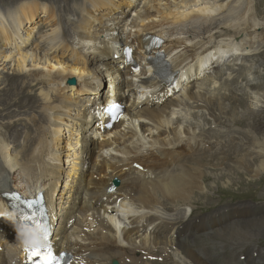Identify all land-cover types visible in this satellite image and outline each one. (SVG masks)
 <instances>
[{"label":"bare ground","instance_id":"1","mask_svg":"<svg viewBox=\"0 0 264 264\" xmlns=\"http://www.w3.org/2000/svg\"><path fill=\"white\" fill-rule=\"evenodd\" d=\"M85 1L87 3L85 11L101 5V0ZM117 1L125 3L128 0ZM141 1H143L142 7L135 13V18L132 19L128 25L129 32L131 33V35H135L137 32H148L150 34L162 36L163 28H165L164 32L172 34V37L169 41L171 44L175 45V47L177 48V52L181 54V56L178 58V61L172 65L171 68L173 70L190 61L194 62L195 66L198 63L200 64V69L198 70V73L200 74L202 72L203 63L205 62L208 64L210 63V60L213 59L210 56L200 58V54L209 52L210 50H212V48H215L218 54L216 65L223 64L219 61L222 58L219 56L221 52L224 53L225 50H227V53H231L229 55L231 57L233 54L236 55L237 53H240L241 50L244 49V44L252 45L255 40L258 41V39L261 40L264 38V21L253 16L252 12L254 11L253 8L255 9V5L251 0L243 1L246 7V11L241 16H239L237 23H232L230 19L235 13L234 11L239 12L240 9H242L241 4H239L241 3L240 0H234L229 3H226V1L222 3L221 0H140V2ZM18 3L19 4L16 7L18 8V10L14 13L13 16H6L5 14H3V18H0L1 48H6V46L10 47L12 41H14L15 43L16 41H19L21 42V44L25 43L23 48H26V42L24 41H28L26 37L31 34V31L30 29H25L23 22L26 21L28 22V24H30V22L35 17V12L32 11L34 10L32 8L30 10L27 2ZM109 3L110 2H108V4ZM66 6L67 5H65V9L67 8ZM127 6L129 8L131 7L130 4H127ZM82 9H84V7ZM1 14L2 13L0 12V15ZM121 15H112L116 23H120V20L122 19ZM82 16H84V14ZM72 24L73 23H70V26ZM75 25L77 24L75 23ZM79 25L80 24L78 23L77 29L71 30V34H69L68 32L65 33L63 30V35L61 37L63 41L61 40V42H58V39H60V35L56 33V30L52 29L54 34L52 32L51 35L49 34V36H46L45 40L43 39V42L51 45L52 48H55V46L66 48V44H68L69 47H67V49L69 48V50H73L75 47H72L68 37L77 40V43H75L76 46L83 44L84 39H87L91 36V40L93 41L94 35H92V33H88L84 26L83 30H78ZM81 25L83 24L81 23ZM105 25L106 24H103L99 29L105 28ZM117 29L118 26H116L113 31H117ZM22 32L24 34H22ZM107 32H110V30H107ZM120 43H123V41H120ZM20 48H22L21 45L19 46V49ZM81 50L83 49L81 48ZM21 52L18 54V59L12 61L13 59H10V50L8 49L7 51H5V49H0V77L3 73H6L8 75L9 72L7 71L11 70V77H5L4 80H2L3 83L0 84L3 85L6 83V90L4 91L6 92L5 97L0 100V129H2L4 123V120L1 119V117L3 118L7 116L8 119H13L16 116H21L23 117V119L20 117L21 120H24L31 125L30 130L32 131L34 136L26 140L24 147L22 146L23 148L21 152H15V156L8 154L7 151L9 148V143H7L4 140L3 136H1L0 164L6 165L10 168V170H14L16 176L23 175L30 179H36V176L39 175L38 179H36L37 181L40 180L39 183L33 184V186L39 187L40 185H45L44 182H47L46 184L50 185L54 184V179H57L58 181L61 175L64 174V170L59 166L60 163L62 165L66 161H69L68 163L70 165L68 169L66 168L68 172L65 174L66 180L64 181V184L62 186H59L58 182H56L54 190L60 189V191H58L57 193V204H60V206H58L57 208L59 209V213L57 215L58 218L60 220H63V217L66 215L67 219H69L72 215L77 217L78 225L72 234V242L70 248L72 254L75 257V260L79 261L80 259H85L87 264H109L112 260H117L120 264H125L123 260L129 258L132 264H143L144 261L142 262V260L145 258H143L142 256L141 259L142 252H146V256L148 257L151 256L152 252L154 251L153 249L157 248L158 245H175L177 249L181 250V253L184 255V259H186L191 264H208L207 260L201 258L200 254L197 252L199 249L195 250L197 249V247L193 248L190 246V243L192 241L190 243L188 242L189 245L184 246L180 242L181 240L179 241L178 236V234H182L183 231L187 232L186 229H188L189 227L190 230L192 228H198L201 231H204L203 233L204 235H206L205 232L207 231V228L203 227L204 225L202 222L204 221L202 220L204 219V217L198 218V222L196 224V221H191L192 219L189 220L190 217L188 219L170 218L171 216L167 212L175 204H184L188 206L192 201V194L190 193L194 191V188L199 193L203 192V188L201 189L200 185V180L204 178L203 170H201L203 165L200 164L201 160L199 161L198 158H192L190 156H193L194 153L199 151H202V153H206L204 152L205 150L203 151V149L200 147L199 142L204 141L205 146V144L207 143L205 142V140L210 139V137H204L203 135L198 134L196 135L193 129H190L189 127L183 125L184 119L180 118L182 116L179 117L178 115L181 107L186 109L188 108L190 110L196 109L198 111L202 108V103H205L211 109L213 108V110L215 106L218 108V110H225L222 108V106H220L222 104L225 105V103L223 102L221 104L220 102H222V98H224L226 95H224V97L222 96L221 98L220 95L222 94L218 93L217 95L218 97H220L214 98L211 97V95L209 96L207 93V90L210 93L211 85L215 84L213 82L215 79L214 76H217L219 73H217V75L214 73V76H210V79L208 81L202 80L201 83L193 84L189 87L182 86V91L176 96V98L167 100L161 106L147 108L140 105L139 107L135 108L134 111H130L129 109H127L128 107H126L127 110L125 112V115L128 117V122H119L118 124H115L112 130L105 133L106 137L110 136L111 138H103L101 141H97L92 145L91 141L89 142L86 137L78 138L79 136L71 134L72 132H76L77 134H79L80 132L85 131L86 128H83L85 127V124H83V127L81 128L78 125H72L73 128L75 127V130L69 132L70 136L75 140L80 139L81 141H72L71 143V141L69 140V143L71 144L67 146V150L69 151L68 153L75 151L78 156L71 155V159H62L57 150L59 145L56 135L58 132H60V128L58 127L59 123H62L64 117H66L67 115L65 113L66 110L60 108L58 105H53L52 107L46 105V107H44L45 104L49 103L47 102V95H44L43 97L40 96L43 99L39 101L47 102L42 106L43 111L47 113V115H45L44 119L42 120L43 116L37 115V105H34L27 99H24V96L27 95L24 90L27 86L31 85L34 80L36 81L39 78H44V76L40 75V73H33L30 71L26 73L24 70L27 67L26 62L28 61L30 62V68L36 67L41 62L42 65L44 64L47 67V70L49 72L53 70L54 66L62 68L63 64L55 61L53 65L52 58H54V56L52 58L50 57L51 59H47L46 55L40 57L36 55V53L29 54L28 51L23 53ZM243 52L244 51L242 50V53ZM49 53L51 52H48L47 54ZM50 55H52V53ZM73 57L75 56L73 55ZM110 60L111 57L109 56L103 62L95 64L92 68L82 69L83 72H86L87 76L86 78L79 77L83 85L95 83V90L90 93L93 98L87 97V100H91L94 98L100 99L101 95L96 90V84H98V81L101 80H105L112 85L114 93L119 96V100H122L124 91L128 90L122 84V71L120 70V67L117 66L116 61ZM6 68L7 70L5 72L4 70ZM191 70H194V66L191 67ZM65 71L66 68H64V70L61 69L58 74H62ZM77 71V68L69 69L68 73L72 75L76 74ZM254 73L256 74V72ZM46 77H51L53 81H57L60 84H64L69 80H72L71 77H66L65 79H60L59 76L48 75ZM118 77H120V80L117 82L116 80L119 79ZM219 80H222V77H220ZM224 82L225 81L221 82L220 84L224 85ZM111 85H109V89L111 88ZM152 85L155 88L161 87L162 90L163 88H165V85H162L160 82H153ZM249 85L250 84H247V87H249V89L252 91L258 92L260 90L259 83H252V86ZM230 91L231 90H229V92ZM136 95L137 93L135 94V96ZM233 95L235 94L233 93ZM138 97L139 95L137 96V98ZM228 99L231 104L232 102L235 103L236 101L238 103L243 102L241 98L234 99L233 97H229ZM133 102L134 103L131 105L135 106L136 101ZM65 104H67V110H70V107L68 105H72L75 109L80 107L81 109L77 110L81 112L83 111V108L87 107L85 106L86 103L83 102L82 99L77 100L74 98H70V100L68 102L66 101ZM193 104L195 105V107ZM238 105L239 104H237V106ZM224 108H226V106ZM228 110H230V114L232 117L236 115V118L232 120L234 124H243V121H241V119H238L240 117H237L238 114L233 111V108H228ZM227 112L228 111H226V113ZM257 112L258 111H255V109H251L250 107H248L245 113H248V115H251L252 117H257ZM33 113H35V115ZM217 117H214V122H217ZM262 119L264 120V118ZM13 120H15V118ZM253 120L255 121V119ZM12 123H9L7 127L12 125ZM255 124L253 125V130L256 131V129L259 128L260 124ZM236 128L238 129V127ZM97 131H99V129H97ZM231 132V134H233V130ZM240 133L242 132L240 131ZM10 134H12V132ZM250 134L251 133H249V135ZM227 135H225V137L221 134L220 136L215 134V137L217 136L221 138V141L222 139L229 138L231 140L230 145H234V140L231 138V136L229 137ZM202 136L204 137L203 139ZM241 136H244V134H241ZM252 137L248 138L245 143L248 146L244 147V144L243 146H241L243 148L240 149V153H243L244 156L246 153L247 158L248 156L254 159L257 158V161L252 166H249V164L251 163L247 164L246 166L244 162H240L243 168L240 164V166H238L241 167V169H244L246 172L248 170L251 171L252 174L249 175L250 179L264 174V145L261 143L258 144V141ZM221 141H219L217 145H219L221 151L223 150L222 152H224V148L228 149V145H226L225 143L222 144ZM191 142L193 143L192 145H190ZM249 146L255 148L253 149V151L255 150V152H247L249 150H247ZM94 150H97V155L93 159L91 155L94 153ZM208 150L210 151V149ZM109 151L114 152L115 155H111L108 153V155L103 154V152ZM232 151L235 153L237 152V149H234ZM227 152L230 151L228 150ZM211 153L213 154L215 152ZM198 154L199 153H197V155ZM253 154L255 156H253ZM208 155L207 157H209ZM86 157L88 162L91 161L92 164L87 167L86 170H83L84 166L87 165L84 162L81 163L80 161L85 159ZM235 157L236 156H234V158ZM56 162H59V165H57ZM133 163L140 164L143 167L141 169L142 171L135 168L125 170ZM223 163H221V165H223ZM115 176H117L120 181V187L116 188L121 193L119 197H123V201L119 203L120 206L118 207V212L120 213V215L117 214L116 208L113 209V207L111 206V199L114 197V195L106 193V188L108 187L109 182ZM78 179H84L85 181L84 189L82 191L75 188V186H77ZM198 196L199 195H197V198ZM103 197H107L106 202H102ZM75 199H80L82 202L81 204H79V209H76L78 204L73 201ZM109 209L111 210L108 213ZM121 212H124L125 214H122ZM191 213L193 214L194 211ZM116 214L118 221L115 218L110 217V215ZM103 216L107 217L106 219L110 223V225H108V223L105 221V217ZM123 216L124 218H127L129 220L130 226L128 228H122L119 230L118 225L121 224ZM219 219L221 218L219 217L218 220H212L213 226H216V224L220 223ZM177 221H181V224H176ZM122 222L125 224L124 219ZM142 222H145V225H143ZM94 224H96V226H93ZM151 225H154V227L151 228ZM180 225H182V231L178 229ZM263 225L264 218L257 222H233L232 224H229V226L219 230H215L210 235H207L210 238L212 246L218 244L219 246L228 247V244H226L225 242L229 238L228 236H224L232 235L235 232H241L240 229L242 227H245L244 229L248 230L251 237L254 235H258L257 232L261 231L260 228ZM98 228L106 229V233L102 234L100 231L96 232V229ZM83 229L88 230V232L84 231ZM114 229H116L117 232H122L121 239L120 237H118V233L115 232ZM200 233L201 232H199V234ZM218 236L223 238L216 239V237ZM92 237L93 241H91ZM224 240L225 242H223ZM94 244L98 246L96 248L90 247ZM7 247L8 245L4 244L3 250L0 252V264H11V262L14 261L13 255L7 249ZM163 262L165 263L166 261Z\"/></svg>","mask_w":264,"mask_h":264},{"label":"rangeland","instance_id":"2","mask_svg":"<svg viewBox=\"0 0 264 264\" xmlns=\"http://www.w3.org/2000/svg\"><path fill=\"white\" fill-rule=\"evenodd\" d=\"M114 1H117V0H101V5L97 6V7H99L98 10L105 8V4H108V2L113 3ZM135 1H137L138 3H136L134 6H131L130 7L131 12L128 13L126 11V9L129 8L127 6V4H130V2L134 3ZM225 1H226V3H229V2H232L234 0H230V1L229 0L228 1L222 0V3ZM243 1L244 0H240L241 3H239V4H242ZM251 1L255 5V9H256L255 10L253 8V10H254L253 15H255V13H256L255 17H257V18L259 17L258 19H261L264 21V19H263L264 18V0H251ZM18 2H27L28 3L27 5L30 8V10L32 8V9H34L32 11L35 12V15H34L35 17L30 22V24H28V22H26V21L23 22L25 29H30V31H31V34L28 37H26L28 41H26V40L24 41V42H26V48L25 49L23 48L25 43L21 44V42H19V41H16V43L14 41H12V43L10 44V47H8V46H6V48L0 47V49L1 50L5 49V51H7L9 49L10 53H11L10 59L11 60L13 59L12 61L18 59V54L21 51H22L21 53L28 51L29 54L36 53V55H38L40 57H42L43 55L44 56L46 55L47 59H51L54 56V58H52L53 63L51 62L53 65H54L55 61H58L61 64H63L62 68L54 66L53 70H51L49 72L47 70V67L44 64L42 65L41 62L39 63V65H37L34 68L29 67V63H30L29 61L26 62L27 67L24 70L26 73L29 71L33 72V73H40V75H43L44 78H39L40 80L37 79L36 81L34 80V82L31 85H29L25 88L24 92L27 93V95L24 96V99H27L28 101L32 102L34 105L39 106V107L36 106L37 111H38L37 115L43 116L42 120L44 119V116L47 115V113L43 111L42 106H43V104H45L47 102H49V103L45 104L44 107H46V105L50 106V107H52L53 105H58L60 108H63L66 110L65 113L67 115H66V117H64L63 122L62 123L60 122L59 126H58L60 128V132H58L56 135V138L58 140V145H59L57 150H58L59 155L62 159H65V158L71 159L72 156L69 157L70 153H68L69 151L67 150V146L69 144H71V143H69V140L71 141V138H72L73 141H78V142L81 141L80 139L75 140L73 137L70 136L69 132L75 130L71 125L76 126L75 124L77 122H79V119L80 120H82L83 118L85 119L89 115V113L91 112V109L89 106L85 105L87 107L83 108L82 109L83 111L81 112V111H79L81 109L80 107H78L77 109H79V110H77V109L73 108L72 105H68L70 107L69 108L70 110H67L66 109L67 104H65V103H66V101L68 102L70 100V98H74L77 100L81 99L83 96H85L86 98L87 97L93 98V96H91L90 93L93 90H95V83H89L88 85H83V83L79 79V77L86 78L87 76H86V72H83L82 69L92 68L95 64L103 62L110 55H108L104 52H100V51H97L96 53H93V52L88 53V52L81 50L80 47H78V48L73 47L74 48L73 50H69V48L67 49V47H69L68 44H66V48H62L61 46H55V48H52L51 45H48L45 42H43V39L45 40L46 36H49V34L51 35V33L53 32L52 29L57 30V29H59L61 24L63 25V23H64V21H62V23H61V19H63V17L59 16L56 18L55 17L51 18V17H53L51 14L52 8H56L57 5L59 6L57 8H61V11L63 13H66L65 12V5H67L66 9H69L67 12H70L69 14H72V16L68 15V17H71V19H73L71 21V23H73L72 25H75V23H76L77 25H75V26L77 29L78 23H79L80 25H79L78 30H83V26H84L86 28V31L90 34H91V30L93 29L92 20L95 19V16H96L95 13H96L97 9L93 8V9H88L89 12L85 11V9H86L85 7H87V3L85 0H82V1L81 0L80 1H78V0L77 1L76 0H51L50 3L47 1V3H49L48 7L45 6V4H44V2H46V0H23V1H21V0H0V12L2 13L0 15V18H3V16H2L3 14H5L6 16H13L14 13L18 10V8H16L19 4ZM117 2L122 3L121 1H117ZM142 4H143V1L140 2V0H128L124 3L125 7L122 9V15H121V17L122 16L124 17V20H120V23H117L118 29L120 30L119 31L117 29L118 32H122V30H124V29L129 30L128 25H129L130 21L135 18V13L142 7ZM60 6H62L63 8ZM83 7H84V9H82ZM47 9H48V11H47ZM107 12L110 13V12H112V10H109ZM234 12L235 13L233 14L232 18L230 19L232 21V23L237 22V17L242 15L241 10L239 12H236V11H234ZM38 13H41L42 15H39ZM82 13L84 14V16H82L83 15ZM132 14H133V17L130 19V15H132ZM112 15H115V14H112ZM73 16H75L76 19ZM85 17H87V18H85ZM98 20H100L99 24L101 26L103 24H105V21H103L104 19L102 17L101 18L99 17ZM81 23L83 25H81ZM42 25H45V26L47 25V26L45 27L46 30H44V32L41 31V32H43L42 33L43 35L42 34L40 35L39 30H40V27ZM124 25H125V27H124ZM263 27H264V23H263ZM23 29H22V31H23ZM22 34H24V33L22 32ZM36 34L37 35L39 34V36H37V38H36ZM256 43H257V45H256ZM20 45L22 48L19 49ZM38 45H40V46H38ZM75 47H77V46L75 45ZM242 50L244 51L242 56H237V55L233 54L230 57L229 55L231 53H227V50H225L224 53L221 52L219 54V56L222 58L219 61L224 64L225 63L224 58H226L227 60L230 58L228 64L225 67H223L221 69H216L214 71V73L216 75H217V73H219L217 76H214L213 75L214 73H212L211 75L203 77L201 79V81L199 82V83H201L202 80L208 81L210 79V76L211 77L214 76L215 79L213 82L215 84L211 85L210 93L208 92V90H207V93L209 96L211 95V97H214V98H219L220 96L222 98V96L224 97V95H226L225 96L226 98L225 97L222 98V100H221L222 102H220L221 104L223 102L225 103V105L224 104L220 105L225 110L224 111H222V109L218 110V108L216 106L214 107V110H213V108L211 109L205 103H202L201 104L202 108L198 111L196 109L190 110L188 108L186 109V108L181 107V109L179 111V115H178L179 117L182 116L180 118L184 119V121H183L184 126H187L190 129H193L194 133L196 135L197 134L203 135L204 137L208 136V137H210V139L205 140V142H207L206 143L207 145L205 144L206 147L204 146V141L199 142L200 147L203 149V151L205 150L204 152H206V153H202V151H199V152L194 153L195 155L193 154V156H190L192 158H198L199 161L201 160L200 164L203 165L201 170H203V177L204 178L202 180H200V185H201V189L203 188L202 189L203 192H200L201 193L200 194L194 188V191L192 193H190L193 195V196L191 195V200L193 202L190 200L192 202V204L190 202V204L188 205L189 207L187 205H184V204H181V205L175 204V205H173V207L171 209H169V211L168 210H166V211H168L167 213L171 216L170 218H182V219L187 218L188 219L190 217L189 220H191V219L193 220L196 217H198V218L204 217V219H202L204 221H202V222L204 225L203 227L207 228V231L205 232L206 235H204V233H203L204 231H201L198 228H194V230H192L191 232H188L191 234L192 237L186 236V235L181 236V234L180 235L178 234V236H179V241L181 240L180 242L184 246L189 245V243L192 241L190 243V246L193 248L197 247V249H195V250L199 249L197 252L200 254L201 258H204L207 260L208 264H264V228H263L264 225L260 228L261 231L257 232L258 235H254L251 237L249 235L248 230L244 229L245 227H242L240 229L241 232H235L232 235L224 236V237L228 236V238H229L226 240V242H225V240L223 241L226 244H228V247L219 246L217 244V245H214L215 246V248H214V246L211 245L210 238L208 237V235H210L215 230L225 228V227L229 226V224H232L233 222L234 223H241V222L246 223L247 221L248 222H252V221L257 222V221H260L261 219L264 218V174L259 175L256 178L250 179L249 175L252 174L251 171L248 170L246 172L244 169H241V167L243 168V166L240 164V162H244L247 166V164L251 163V164H249V166L250 165L252 166L257 161V158L256 159L250 158V156H248V158H247L246 153H245V156L243 153H240V149L243 148V147H241V146H243V144H244V147L248 146L245 143H246L248 138L252 137V134H253L252 138L256 139L258 141V144L261 143L264 145V127H263L264 126V120L262 119V118H264V113H263L264 112V38L261 40L258 39V41L255 40L252 45L251 44H248V45L244 44V49H242ZM242 50L240 53H242ZM48 52H51L52 55H50L51 53L47 54ZM73 55L75 57H73ZM217 55L218 54L216 51V53L214 55L209 54L208 56H210L211 58H215ZM35 68H37V69H35ZM64 68H66V71L63 72L62 74H58L59 71L61 69L64 70ZM74 68L78 69L77 73L72 74V75L69 74L68 73L69 69H74ZM225 69H228V70H225ZM6 70H7V68L4 71L6 72ZM7 72H9L8 75L6 73H3L1 75L0 84L3 83L2 80H4L5 77H11V70L7 71ZM254 72H256V74ZM48 75L49 76H59L60 79L61 78L65 79L66 77H71L72 80L70 82L72 84L70 83V85H68L69 82H66L64 84L63 83L60 84L57 81H53L51 79V77H49V78L46 77ZM220 77H222V80L225 81L224 82L225 84L223 83L224 85L220 84L221 82H223L222 80H219ZM1 78H3V79H1ZM14 83H15V81H14ZM252 83H259L260 90L258 92L252 91L249 89V87H247V84H250L249 86H252ZM5 84L0 85V100L3 99L5 97V94H6V92H4L6 90ZM46 86H54L55 88L53 89V87H46ZM108 87H109V83L105 80L98 81V84H96V90L101 95L100 99L103 101L106 100L107 95L109 93L107 91V90H109ZM229 90H231V91L229 92ZM38 91H39V93H38ZM232 92L235 95H233ZM133 93H134V95H133V97H134L136 93L135 92H133ZM218 93L222 94V95H220L218 97V95H217ZM175 94L176 93L174 92L173 95L175 96ZM44 95H47V98L49 101L48 100H47V102L39 101V100L43 99L41 97H43ZM229 95H231V96H229ZM229 97H233L234 99H238V98L240 99L241 98L243 100V102L238 103L236 101L237 103L232 102V104H231V102L228 99ZM235 97H237V98H235ZM175 98H176V96H175ZM94 99H96V98H94ZM223 99H225V100H223ZM60 102H62V103H60ZM41 103H42V105H41ZM57 103H59V104H57ZM64 104H65V106H64ZM237 104H239V105L237 106ZM225 106H226V108H224ZM194 107H195V105H194ZM248 107H250L251 109H255V111H258L256 113L257 117L256 116L252 117L251 115H248V113H245L246 110L248 109ZM228 108L229 109L233 108V111H235L236 114H238L237 117H240L238 119L239 120L241 119V121H243V124H241V125L237 124L236 125L233 123L232 120L234 118H236L235 117L236 115L234 117H232L230 114V110H228ZM216 109H217V111H216ZM71 111H73V112H71ZM226 111H228V112L226 113ZM71 113H73V114H71ZM77 113H78V115H77ZM33 114L35 115V113H33ZM20 117H17V116L14 117L15 120H13L14 118L8 119L7 116H5L3 118L1 117V119L4 120L3 121L4 123H3L2 129H0V137L3 136L4 140L7 143H9V148H8L7 152H8V154H11L12 156H15L16 153L15 152L13 153L11 149L14 150V148H18L19 150L17 153L21 152L22 148L24 147V145L26 143V140L33 137V133L30 130L31 125L28 124V122L21 120ZM214 117H217V122H214ZM221 117H224V118H221ZM21 118L23 119V117H21ZM253 119H255V121ZM250 120H252V121H250ZM247 121H248V124H247ZM9 123H12V125L7 127V125ZM258 123L260 124L259 128H257L256 131L253 130V125L254 124L258 125ZM83 124H85V123L83 122ZM231 126H232V128H231ZM236 127H238V129ZM242 127H244V128H242ZM89 128L90 129H85V131H82L79 134H77L76 132H72L71 134H75L76 136H79L78 138L86 137L87 140H89V142L91 141V145L96 143L97 141H101L103 138H111L110 136H107V137L105 136L106 135L105 133L107 131L101 133L100 130L97 131L95 128H92L91 126H89ZM23 129H24V131H28L29 134L26 135L25 140H23V142L21 144L20 143L21 142L20 141V133ZM231 129L233 130V134H231L232 133ZM235 130H237V131H235ZM228 131H229L230 135L228 134ZM234 131L237 133H235ZM240 131L242 133H240ZM245 131H247V132H245ZM249 131H251V132H249ZM261 131H262V133H261ZM11 132H12V134H10ZM90 133L91 134L95 133V136L94 135L90 136ZM249 133H251V134L249 135ZM215 134H217L219 136H220V134L224 135V136L228 134L227 136H229V137L231 136V138L234 140V142H235L234 145L233 144L230 145L231 140L229 138L222 139V141H221V138H219L217 136L215 137ZM241 134L242 135L244 134V136H241ZM203 136H202V139L204 138ZM236 136H237V138H236ZM246 136H248V137H246ZM23 139H24V137H23ZM10 140H11V142H14V141L15 142L11 143ZM219 141H221L222 144L225 143L226 145H228V149L224 148L225 149L224 152H222L223 150L221 151L220 146L217 145L219 143ZM238 142H239V144H238ZM192 144L193 143L191 142L190 145H192ZM207 146H208V148H207ZM215 146H217V147H215ZM230 147H231V150H230ZM208 149H210V151ZM234 149H237V152L234 153L232 151ZM251 149H252V151H251ZM253 149H255V148H253L252 146H249V148H247V150H248L247 152H255V150L253 151ZM226 150L227 151L229 150L230 152H227ZM96 152H97V150H94V153L91 155V157H93V159L97 155ZM211 152H215V153L212 154ZM216 152H217V154H216ZM107 153L111 154V155H115V153L111 152V151L103 152V154H105V155H108ZM197 153H199L198 154L199 156L197 155ZM214 154H216V155H214ZM228 154H229V156H228ZM74 155H77V154H74ZM207 155L209 157H207ZM234 156H236V157L234 158ZM241 156H244V157H241ZM253 156H255V155L253 154ZM210 157H211V159H210ZM249 158H250V160H249ZM93 159H92V161H93ZM67 160H69V159H67ZM86 160H87V157L80 161L81 163L84 162L87 165V166H84L83 170H86L87 167H89L92 164L91 161L88 162V160L87 161ZM68 162L66 161L64 163V164H66V166H64V164L61 165V163L59 165V162L58 163L56 162V164L59 165L60 168L62 167V169L64 170V174H62L60 177L61 183L59 184V186H62L64 184V181L66 180L65 174L68 172L67 169L69 168V165H70ZM221 163H223V165H221ZM224 164H225V166H224ZM239 164L241 165V167H238V166H240ZM234 167L235 168L238 167L239 169L236 168V170H235ZM243 171H244V173H243ZM83 181H84V179H78L77 180V186H75V188L77 190L82 191L84 189L85 181L84 182ZM78 195H80V194H78ZM197 195H199L198 198H197ZM258 196H260V197H258ZM73 201H75V203L78 204L76 209H79V206H80L79 204L82 203L81 200L75 199ZM189 208H190V210H189ZM233 209L237 210V212L234 215L235 217H233V213H232ZM193 211H194V213L192 214L191 212H193ZM223 213L225 215H228V216L224 215L223 217H220L221 218V219H219L220 223L216 224V226H213L212 219H211L210 223H205L206 218H210V216L211 217H217L218 215H221ZM117 214H118V212H117ZM117 214L116 215H110V217H113L117 220ZM218 218L216 220H218ZM214 220L215 219H213V221ZM176 224H181V221H177ZM153 227H154V225H151V228H153ZM118 228H119V230L122 228H126V225L123 222H121V224L118 225ZM199 232H201V233L199 234ZM221 238H223V237H220V236L216 237V239H221ZM209 243H210V245H209ZM244 243H246V244H244ZM121 246H125V245H121ZM166 247H167V249H166ZM219 247H222V248H219ZM155 249H153L155 252L152 253L151 260H149L148 259L149 257H147L145 255V252H142L141 258H142V256H143V258H145L142 260V262L144 261L143 264H145V263L146 264H191L186 259H184V255L181 253V250L177 249V247L175 245H173V246H171V245H169V246L158 245L157 248H155ZM205 252H207V253H205ZM178 253H180L181 255ZM238 256H240L241 259H238ZM146 258H147V260H146ZM210 258H211V260H210ZM124 260H125L124 261L125 264H129V262H130L129 259H124ZM163 261H166V262L164 263Z\"/></svg>","mask_w":264,"mask_h":264},{"label":"snow or ice","instance_id":"3","mask_svg":"<svg viewBox=\"0 0 264 264\" xmlns=\"http://www.w3.org/2000/svg\"><path fill=\"white\" fill-rule=\"evenodd\" d=\"M138 71V69H136ZM18 199V197H16ZM25 219H28L25 217ZM37 231L40 233L41 240L46 244L48 240V231L46 226L41 227L39 223L35 225ZM37 243V242H34ZM27 255L32 258L39 257L40 264H56L55 258L52 255L51 249L46 248L43 252L38 247H32L31 249H25Z\"/></svg>","mask_w":264,"mask_h":264}]
</instances>
